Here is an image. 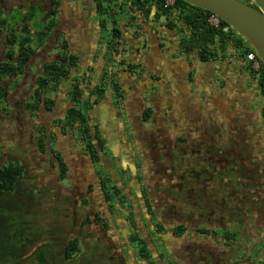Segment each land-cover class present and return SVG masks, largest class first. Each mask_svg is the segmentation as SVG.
<instances>
[{
    "label": "flooded vegetation",
    "instance_id": "flooded-vegetation-1",
    "mask_svg": "<svg viewBox=\"0 0 264 264\" xmlns=\"http://www.w3.org/2000/svg\"><path fill=\"white\" fill-rule=\"evenodd\" d=\"M41 1L44 3L39 4V9L44 12L41 20L43 26L37 44L31 47L34 53L21 74L0 77V87L8 92V97L12 94L8 90L11 87L15 89L12 90L15 93H28L27 97L20 95L16 105H26L30 102L38 88V78L42 76L43 68L48 64L69 65L71 62L69 58L74 57L76 62L73 72L64 81L75 75L69 80L70 90L74 78H79L80 83L87 71L93 69L91 53H87L90 46L83 42L75 45L72 40L74 33L78 32L81 42L80 22L85 19L82 1L86 8L85 12H89L93 0H68L67 3L70 5L67 6L63 0ZM107 2L108 0H103L101 3L108 6ZM113 3L110 4L111 8L114 6ZM95 13L99 17L98 21L104 20V26L111 25L107 33L111 40H118L121 31L119 27H115L113 19ZM52 22L54 26L51 31L45 30ZM114 29H118V35L113 32ZM29 34L31 44L35 33L31 29ZM64 41L67 42V49L63 48ZM0 45V63L13 62L19 57L17 48L11 47L4 37L0 39ZM12 50L15 54L10 57L8 54ZM240 56L242 57V53ZM110 75L108 68L103 69L95 85L90 89L91 92L94 86H98L103 90L102 97L97 93L92 99L99 105L96 114L92 116L93 129L90 128L98 141V147L95 149L97 159H91L90 152L83 143L84 153L86 151V157L94 167L93 173L99 176L95 183L88 182L87 177L82 176L85 171L83 165L77 171V175L75 174L78 180L75 175L73 176L74 170H70L71 175H68L70 181L62 183L67 173L60 177L61 172L56 158L60 155L65 159V153L72 152L62 144L65 130L61 128L55 130L57 146L53 150L49 146V128L45 127L44 153L36 143L39 137L37 128L32 131V135L30 134L31 139L26 136V149H31L25 152L32 164L24 165L21 158L14 160V156L11 155L8 162L0 166L19 164L23 167L12 196L7 200L0 195V207L4 202L10 203L6 204L8 210L0 208V218L8 219L10 232L18 234L19 256L11 264H18L45 244L50 245V248L39 249L31 259L20 264H37L34 258L44 249L48 250V264H53L54 259L58 260V264H78L74 255L68 260L64 258L67 243L75 241L78 245L86 236L123 230L120 225L115 227L116 224H111L110 221L117 218L122 220L127 230L132 228L133 231L151 233L152 229L158 237L171 234L177 238H185L186 241L190 239L191 246H186L189 255L187 258L183 257L184 259L178 257V263L181 259L188 264H202L200 262L202 259L210 264H225L227 259L228 264H246L247 260L253 261L256 257L253 254L255 246L264 241L262 98L259 96L258 100L261 105L256 108L247 106L233 118L228 115L224 106L212 105L211 110L206 112L203 118V135L195 138L188 136L179 139L172 136L169 131L171 128L164 127L163 120L159 119L156 105L135 108L132 114L125 113L129 123L122 129L123 139L120 140L119 146H116L115 142L120 132L119 112L122 113L123 107L118 104L125 99L127 92L134 94L141 89L140 84L136 82H131L124 88ZM4 79L7 83H2ZM47 88L48 86L43 91L45 99H49L46 96ZM106 98H111L112 102L116 103L107 121L100 106ZM9 101L8 99L5 103L12 104V100ZM52 101L54 106L50 112L56 110L59 103L58 99ZM67 105H74L70 97ZM41 106L43 107L42 104ZM147 110L150 111L148 119L142 116ZM229 112L233 114V111ZM164 115L165 119L171 120V107H167ZM17 131L22 132V129ZM15 135L10 134L11 137ZM3 156L0 144V158ZM77 156L79 158V155ZM123 161H126V164ZM108 166L114 167L118 172L117 181H113L109 176L108 170L105 169ZM131 167L137 169L135 176L131 173ZM136 187L138 192L135 190ZM60 204L62 209H59ZM42 205L46 206L47 212H42L43 221L40 225L29 217L40 210ZM50 218L61 224L59 231L46 230L45 224L50 222ZM139 218L147 220L148 223L141 227L136 223L129 226L127 219L134 222ZM257 231L260 236L255 234ZM139 239L147 244L144 237ZM102 247L103 245L96 246L99 259L107 261L108 256L113 262L112 257L107 255ZM140 261L145 264L154 263L150 255L147 259L140 258ZM169 262L172 264L177 262V259L173 261L170 256ZM262 263L263 261L257 262Z\"/></svg>",
    "mask_w": 264,
    "mask_h": 264
},
{
    "label": "rangeland",
    "instance_id": "rangeland-1",
    "mask_svg": "<svg viewBox=\"0 0 264 264\" xmlns=\"http://www.w3.org/2000/svg\"><path fill=\"white\" fill-rule=\"evenodd\" d=\"M240 1H242L248 5H251V6H255L251 0H240ZM119 3H117V4H119ZM123 4L124 5L122 6L121 9L118 8L116 5H115V7L114 6L112 7L113 15L111 18L114 21L113 24L115 25V27H119L120 31H121V35L118 38V40H116V41L111 40L110 36H108V34H107L109 32L108 31L109 28L111 27L110 24L109 25L107 24V27L104 26V28L100 26V21H98L99 17L95 13L96 12L95 4H92L89 6L90 7L89 12H85L86 16L84 15V17H85V20L87 19V24L90 23L91 25L95 26L98 29L96 32L98 34V38L96 41L93 40V43H92V46H93V44H95L93 46L94 51H96V53L98 52V55L97 56H90L93 59V62H92L93 66H91V67H93V69L88 70L87 73L84 75V78L79 83L80 87L84 91L83 99L87 100L88 102L90 100V102L88 103L89 111L88 112L85 111V113H86V116H87L88 121H89L88 124H89L90 128L93 129V127H92V123H93L92 118L93 117L92 116H94L96 114V111L99 109V105L94 103V101L92 100L94 98L93 96L88 97V95L90 94L91 87L93 85H95L97 79L102 74L103 68H108V65H110L112 62L113 64L118 63L119 65H122V67H125V69H127V71L132 70V74H129L126 71V74L128 73V76H127V78L129 79L128 82H136L137 84L139 83L140 84L139 89H141V90H139V92H134V94H132L131 92H127L125 99L122 100V102H120L118 104V105H123V107H121L122 113L119 112V114L121 116V117H119L120 132H119V136H117V140L115 142L116 146H119L120 140L123 139L122 134H121L122 129L126 127L127 123H129V120H127L125 113L132 114L135 108L140 109L143 106L147 107V105H155L152 102H153V99L155 98V96L158 92H161L162 97H163L162 105H166L165 111L162 112V115L159 114V108H158V105H156L158 108L157 114L159 116V119L163 120V126L171 128L169 131L171 132V135L174 136L172 134V132L176 131L179 128V125L180 126L182 125L181 123H178V125H176L178 119H177V116H176V113L174 110H172V118L170 121L165 119L166 117L164 115L167 107L168 106L171 107L170 105H172V99H171V96H169V95H170V90L173 89V86L175 84L174 81L165 77L166 75L165 76L161 75L160 78H159V76L157 77L153 71L145 70L144 65L138 66V64H141L142 59L151 52V48H153V47H155V49L158 48V50H161V52L169 51L168 49L170 47V39H169L168 32H170L172 30L171 29V22H169V20L165 16H161L158 19H156L154 17V14L156 13V9L154 7H151L150 14L148 15V17H145L141 11L131 9L128 2L123 3ZM101 5H102V3H101ZM106 5L107 4H105V6ZM81 6H82L83 10L86 9L83 1H82ZM43 15H44V12H42V10H40L38 7H36L34 9V17L30 21V25H31V29L33 30V32L35 34L37 33V35H34V37L32 36L33 40L30 44V47H33L34 45L37 44L36 42H37V38H38V33H40V31L42 30V26H43V23L41 22L42 18L44 17ZM3 18L7 19L6 20L7 21V27L9 29L10 28L16 29V26L19 25L18 21H22L23 17H21L20 14L16 10H13V11H11L10 14L4 15ZM8 21H9V25H8ZM177 21L180 22V20L178 18H177ZM84 25H86V23ZM180 25H182V23ZM101 31H102V33H101ZM1 34H0V39H2V37H4V34H2V35ZM189 36H190V32H189ZM231 38L234 41L242 40L243 42H245L244 39H241L236 35H233ZM81 43H82V39H81V42L80 41L74 42L75 45H80ZM226 46H230L229 48H232V50L236 56H238L237 53L240 54L242 52V48L240 50V49L233 47L230 44H227ZM226 46H225V50H226ZM0 47H1V45H0ZM101 50H103L102 54H104V52H105L104 56H102ZM232 50H230V51H232ZM116 51H118V53H116ZM214 51H215V57L212 58L213 61H216L217 58H222V57H220V54L222 52L218 48H217V50H214ZM82 53H84V52L82 51ZM87 53H91V52L87 51ZM216 54H218V56H216ZM239 57L241 58L240 55H239ZM97 59H98V61H101L103 63V68H100V65L98 64ZM121 60L124 61V64L120 63ZM109 73L111 74L110 71H109ZM110 76H116V74H111ZM251 81L254 83H250L251 85H249L248 87L252 93V95H251L252 99L251 100L253 101L255 99H259V92L257 90L256 83H255L254 79H251ZM192 82H189V83L193 84ZM2 83H7L6 79H4L2 81ZM118 83L121 86L123 85L122 87L126 88L125 83H123V82H118ZM69 84H70V81H66V82L62 83L61 85H59L55 89H53L52 86L49 85L47 88L46 96H47V98L52 99V100H54V99L59 100V103L57 104L58 106L56 107V110H54L50 113H45L43 107L40 106L41 107L40 110L35 112L33 115L29 114V112L27 110H25V105H16V101H18L19 96L21 95L22 97H27L28 93H23V94L15 93V92H13L15 90L14 88H12V87L9 88L7 86L9 88V89L8 88L7 89L9 91H11V93H12L11 96H9V100L10 101L12 100V104L11 103H4L2 105L0 104V144L2 147V154L4 155L2 158H0V166L3 164H6L8 162L7 161L8 157H12V156H14V160L16 158L17 159L21 158L24 165L32 164L31 161H29L27 159L28 154H27V152H25L26 150L29 151L31 149V148L26 149V146H27L26 145V142H27L26 136L29 139H31L30 134L32 135L33 134L32 131H34L36 128L38 129V128H41L43 126L44 127L48 126L49 137H50L49 138L50 139L49 140V146L54 150V148L57 146V144H55L57 141V136H56L55 130L57 128H61L62 124L60 122L64 118L65 108L67 106H69V105H67L68 101H69V97H68L67 93L70 91ZM214 84H215L214 86L212 85L209 87L210 89L208 88L209 90L206 91L205 96H204L205 103L210 104V105H211V103L214 102V100L216 98H215V94H210L209 92L219 91V92H217L219 94L222 90H227V88H228L227 84L225 86L224 81L217 80V81H215ZM24 89H26V88H24ZM31 92H32V90H31ZM137 102H139L140 104L142 102L143 105L138 106ZM102 103L104 106L106 105L108 107L107 118H109V115L111 114L110 112H111L112 108L115 107L116 103L112 102L111 98H106V100L103 101ZM101 105L102 104H100V106ZM251 106H255V108H256L259 105H251ZM100 109H101V107H100ZM50 117H51V121L49 119ZM47 120L50 121V126L48 125ZM183 125H184V123H183ZM20 128L22 129V132L17 131V129H20ZM52 131H55V132L52 133ZM11 133L16 134V135L11 137L10 136ZM64 134L65 135H64L63 140H66V141L63 142V140H62V144L66 147V149L72 151L73 153L72 154H68L67 152L65 153V159L67 158L68 170L66 172L67 177L62 181V183H65V182H67V180H69L68 175H71L70 170H74L72 168V165H71L70 160H69L70 155L74 159L79 160L78 163H79L80 167L83 165L85 168V171L89 174L92 181L96 182L99 176H98V174L95 175L93 173L94 167L92 166V163L88 161V159L86 157V151L84 153V144H83V142L80 141V132L78 131L77 127L74 130H70L68 128L65 129ZM92 135H93V131H92ZM133 135H132V138H133ZM131 143H132V141H131ZM50 147H49V149H51ZM73 149L75 151H73ZM18 150H20L22 153L19 152ZM77 155H79V158ZM123 163L126 164V161H123ZM85 166H87V167H85ZM105 169L108 170L109 176L113 179V181L114 180L117 181L116 177L118 175L117 174L118 172L114 169V167L110 168L108 166ZM96 170H97V167L95 168V171ZM136 172H137V169L135 167H131V173L133 174V176L136 175ZM74 175H75V173L73 174V176ZM75 182L76 181L74 180V183ZM135 190L138 192L137 187ZM61 206L62 205L60 204L59 209H62ZM45 207L46 206L42 205L40 207L41 209L38 211H35V213L32 214V216L29 218L32 219V221H34L35 223L41 225L42 221H43L42 212L46 211ZM142 219L143 218H139V220H142ZM143 220H145V219H143ZM127 221L129 223V226L133 225V223H135V221L133 222L132 219H127ZM146 221L147 220H145V223H148V221L147 222ZM45 225H47L46 230L49 232L59 231L61 229V226H60L61 224H59V222H57L54 218H50V222L45 224ZM43 229H44V227H43ZM129 230L131 232V234H130V236H131L132 233H134V232H133L132 228H130ZM150 231H151V234H153V235L155 234L152 229ZM132 244L134 247L137 248L138 243H132ZM195 249H197V247ZM197 251H199V250H197ZM136 253H137V257L140 259L141 256L139 254L138 249H137ZM100 254H102V253H100ZM140 263H142V261H140ZM29 264H31V263H29ZM53 264H58V260L54 259Z\"/></svg>",
    "mask_w": 264,
    "mask_h": 264
},
{
    "label": "crops",
    "instance_id": "crops-1",
    "mask_svg": "<svg viewBox=\"0 0 264 264\" xmlns=\"http://www.w3.org/2000/svg\"><path fill=\"white\" fill-rule=\"evenodd\" d=\"M63 1L65 6L70 5V3H67L68 0ZM39 4L41 5L44 3L41 0H0V7L3 11L2 17L10 14L13 10H16L21 17H25L29 12L34 11L36 7L39 8ZM84 14H86L85 10ZM168 20L171 22L172 29L168 32L170 39L169 51L161 52L158 48L155 49V47H153L151 48V52L142 59L141 64H138V66L144 65L145 70L153 71L157 77L159 76L160 78L161 75H166L165 77L174 81L175 84L173 89L170 90L169 95L172 99V105L170 106L172 110L175 111L178 119L176 125H178V123L182 124L181 126L179 125L176 131L172 132L176 138H187L188 136L189 138H195L202 136L204 133L203 118L206 112L211 110L212 105L224 106L225 111L227 110L231 118H233L236 113L240 114L241 110L247 106L252 108L255 106L251 105H261L259 104V99L251 100L252 93L248 86L251 85L250 83L254 82L251 81L249 74L246 72L244 62L242 57H239V53H237L238 56H236L232 48L226 46V50L220 54L222 58H217L216 61L209 58L208 62H201L197 54L185 52L184 40H187L189 37V29L183 24L180 25L181 23L177 21L176 16L172 15ZM18 23L19 25L16 26L18 31L22 28L31 30L30 21H23L22 19V21H18ZM80 23L82 24V28L79 34L83 44H88L90 46L91 56H97L98 52L96 53L93 47L95 44L92 46V43L93 40L96 41L98 38V34L96 33L98 29L90 23L87 24L85 19L81 20ZM85 23L86 25H84ZM28 36H30V34ZM63 38L65 39V37ZM72 40L74 42L79 41L78 32L74 33ZM102 53L103 50H101V54ZM104 55L105 52L102 56ZM216 56H218V54H216ZM98 64L100 68H103V63L101 61H98ZM108 70L111 74H116L114 78L117 82H123L126 85L131 83L128 82L129 79L127 76L128 73L132 74V70L127 71L122 65L118 63L113 64L112 62L108 65ZM126 71L128 72L127 74ZM217 80L224 81L225 86L227 84L228 88L227 90H222L219 94L217 93L219 91L209 92L210 94H215L216 99L211 105L207 104L204 98L205 93L210 89V86L215 85L214 83ZM162 100V94L158 92L152 102L158 105L159 114L161 115L166 107V105H162ZM137 105L143 104L142 102L141 104L137 102ZM101 107L103 109V116L107 121L108 107L106 105H101ZM229 110L233 111L232 115ZM249 110L251 109L249 108ZM50 121H48L49 126ZM69 160L74 169V173L77 175V171L81 168L78 163L79 160L74 159L71 155ZM65 161L67 164V158ZM82 168H84V166ZM82 176H86L88 182L92 181L86 171H83ZM75 177L76 180H78V176ZM92 183L95 182L92 181ZM119 219L120 218H117L114 219L116 221L111 220L110 222L113 225L116 224L115 227L120 225L123 227V230L117 229L116 231H107V233L99 232L91 236H86L85 239L77 245L78 251L73 255L78 261V264H110L113 262L114 264H145L140 263V259L137 257L136 253L138 248L134 247L132 244V238L139 240L141 237H144L147 241V244L145 243L146 251L152 260H154V263L150 262L148 264H170V256H172L173 261L177 259V262H173L172 264H188L184 263V261L182 262V259L178 263V257H188L189 254L186 246H191L190 239L186 241L185 238H177L171 234L158 237V235H153L150 232H147L149 233V235H147V233L142 230L141 232L134 230V233L130 236V230H127L125 226H123L122 220ZM135 223L138 227H141L145 224V220H135ZM255 234L260 236L258 231L255 232ZM97 245H103L102 250H105L106 254L110 255L114 261L111 262L108 256L107 261L99 260V252L96 250Z\"/></svg>",
    "mask_w": 264,
    "mask_h": 264
},
{
    "label": "trees",
    "instance_id": "trees-1",
    "mask_svg": "<svg viewBox=\"0 0 264 264\" xmlns=\"http://www.w3.org/2000/svg\"><path fill=\"white\" fill-rule=\"evenodd\" d=\"M164 0H108V6L102 3L101 0H93L92 3L95 4V9L98 15H107L112 17L113 11L110 6L112 2L118 8H122L123 3L128 2L131 9H135L141 11L145 17L151 12V7L156 9V13L154 17L158 19L161 16H165L167 19L172 15L176 16L180 22L190 31V36L187 40L184 41L185 52L197 54L198 59L201 62H208L209 58L215 57V51L217 48L221 51H225V46L227 44L232 45L237 49L247 50L248 45L242 40L234 41L229 34L223 33L220 29H215L207 23V18L211 15V13L207 11L200 10L196 7H193L182 0H175L174 8L164 9L162 6V2ZM120 2V4H117ZM3 11L0 7V34H4V38L6 42L11 47L17 48V54L19 57L13 62H3L0 63V77L11 76L15 74H21L23 71V67L27 64L32 54L34 53V49H32L29 39V30L26 28H22L20 31L17 29H9L7 27V19L2 17ZM34 17V11L29 12L25 17H23V21H31ZM100 26L104 28V20H100ZM170 25V24H169ZM54 26V22H52L49 26L45 28V30L51 31ZM226 26L224 22H220V27ZM113 32L118 35V29H114ZM1 34V35H2ZM37 35V33L35 34ZM115 35V36H116ZM38 36H41L38 33ZM216 47V48H215ZM63 48L67 49V42L64 41ZM118 53V51H116ZM242 55L244 52H241ZM15 54V51H10L9 56L11 57ZM65 57V56H64ZM69 65H58L56 63H51L43 68L42 76L38 78L37 85L38 88L32 95L30 102L25 105V110L29 112V114H34L38 110H40L41 104L44 107L45 113H50L53 108L54 102L49 99L43 98V91L47 86L51 85L53 89L57 88L61 85L68 77L72 74L73 69L75 67V59L74 57H70ZM121 64H124V61H120ZM246 72L249 74L251 79H254L257 87L259 96L262 98L264 102V68L262 69L260 76H255V73L252 72L247 66L244 65ZM79 78H74L73 85L71 90L67 93L70 97L71 102L74 105L67 106L64 112V118L61 120V130H65L66 128H70L74 130L76 127L80 132V141L83 142L86 148L90 152L91 159H97L96 148L98 147L97 138L92 135V131L88 124V118L86 116L85 111H89L88 109V101L85 100V109L82 106V99L84 96V91L80 87ZM117 88V86H114ZM102 97L103 90L98 86H94L89 94V96H94L95 94ZM88 96V97H89ZM8 92L0 87V104L2 105L6 101H8ZM150 111L147 110L145 115L142 114L146 119H148ZM262 117L264 120V108L262 109ZM51 118V117H50ZM49 118V119H50ZM48 121V120H47ZM45 127H41L37 129V146L44 153V140L43 135ZM57 164L58 169L61 172L60 177H64L66 174L68 167L66 161L60 156L57 155ZM23 172V167L19 164H8L6 166L0 167V195L3 199L10 198L12 194L16 190V184ZM6 204H10L9 202L3 203L0 207L2 210H8L9 208ZM17 207L16 205H14ZM0 209V210H1ZM10 221L6 218H0V263L1 264H11L14 263L19 255L17 243L18 234H13L10 232L9 228ZM147 239V236H146ZM133 242L138 243V251L143 259H147L149 257L148 252L146 251V244L142 240H137L132 238ZM78 251V247L75 241H69L65 248L64 258L66 260L70 259L71 256ZM37 264H48V250L44 249L38 252V254L34 258Z\"/></svg>",
    "mask_w": 264,
    "mask_h": 264
},
{
    "label": "water",
    "instance_id": "water-1",
    "mask_svg": "<svg viewBox=\"0 0 264 264\" xmlns=\"http://www.w3.org/2000/svg\"><path fill=\"white\" fill-rule=\"evenodd\" d=\"M183 2L207 11L226 25L235 30L245 43L257 54L264 66V0H251L255 6L248 5L240 0H182ZM75 75H72L73 78ZM68 80V81H69ZM85 109V99L82 100ZM264 241L255 246L253 254L256 255L253 261H246V264H257L263 261L264 264ZM50 248V245H42L31 254L22 259L18 264L31 259L39 249ZM229 259L225 264H228ZM202 264H210L207 260H200Z\"/></svg>",
    "mask_w": 264,
    "mask_h": 264
},
{
    "label": "built area",
    "instance_id": "built-area-1",
    "mask_svg": "<svg viewBox=\"0 0 264 264\" xmlns=\"http://www.w3.org/2000/svg\"><path fill=\"white\" fill-rule=\"evenodd\" d=\"M162 6L164 9L174 8L175 0H164L162 2ZM220 22L221 20L218 19L213 14H211L207 18V23L210 26L214 27L215 29H220L223 33L229 34L230 37H232L233 35H236L239 38H241L239 34L235 30H233L231 27H229L228 25L220 27ZM242 52H244L242 55V60L244 62V65L247 66L249 69H251L252 72L255 73V76H258V75L260 76V73L262 69L264 68V66L262 62L260 61V59L257 57V54L249 46L247 50L242 49Z\"/></svg>",
    "mask_w": 264,
    "mask_h": 264
}]
</instances>
